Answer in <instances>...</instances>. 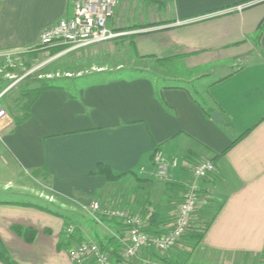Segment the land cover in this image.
Segmentation results:
<instances>
[{
    "label": "crops",
    "instance_id": "1",
    "mask_svg": "<svg viewBox=\"0 0 264 264\" xmlns=\"http://www.w3.org/2000/svg\"><path fill=\"white\" fill-rule=\"evenodd\" d=\"M74 1L0 0V56H40L29 52L37 51L44 29L72 16ZM263 20L264 0H135L129 6L119 0L110 29L165 23L133 31L135 60L143 63L132 68L134 76L46 91L29 120L0 127L4 152L42 182L30 192L19 188L37 202L0 206V238L11 259L73 264L63 239L68 224L81 239L117 249L123 225L94 221L88 207L97 200L144 218L148 210L160 215V228L169 225L178 209L146 203L155 206L170 191L184 190L193 181L191 166L212 160L217 171L201 182L203 201L194 217L207 226L185 264H264V33L257 38ZM157 149L180 160L167 183L151 177ZM99 165L134 176L108 182L96 174ZM14 226L35 229V240L27 243ZM170 251L160 259L144 250L135 264H170L176 255Z\"/></svg>",
    "mask_w": 264,
    "mask_h": 264
},
{
    "label": "built area",
    "instance_id": "2",
    "mask_svg": "<svg viewBox=\"0 0 264 264\" xmlns=\"http://www.w3.org/2000/svg\"><path fill=\"white\" fill-rule=\"evenodd\" d=\"M118 1L75 0L72 16L63 18L44 29L40 34L39 46L36 50L64 48L61 53L66 54L128 35L126 32L109 28L110 21L115 18ZM243 8L239 6L238 10L241 11ZM41 78H51V76L45 75ZM15 84L0 92V127L9 120V112L2 101ZM1 134L0 128V136ZM153 165L156 168L157 178L164 180L168 179L170 169L180 167V160L169 159L161 149H157L153 156ZM216 171L212 160H198L191 166L193 181L184 188L183 200L174 221L159 228V234L148 232V224L140 213H133L117 203L94 201L88 207L94 221L102 223L103 218H109L116 219L123 225L124 237L119 238L121 249L118 257L114 259L113 255L99 243L83 239L74 240V236L78 233L77 227L68 224L64 228L63 235L67 241H70L67 247L71 262L73 264H135L144 250L164 253L179 246L182 238L192 227L194 215L203 201L201 182L212 178ZM50 202H53L52 198Z\"/></svg>",
    "mask_w": 264,
    "mask_h": 264
},
{
    "label": "rangeland",
    "instance_id": "3",
    "mask_svg": "<svg viewBox=\"0 0 264 264\" xmlns=\"http://www.w3.org/2000/svg\"><path fill=\"white\" fill-rule=\"evenodd\" d=\"M133 1L135 0H121L122 6L132 5ZM151 1L155 2L159 0ZM129 13L130 16L134 15L133 11H129ZM124 17H127V15L125 14ZM162 24L133 25L115 29L119 32H126L128 35L113 41L66 54L61 53L60 50L57 49H48L42 51L41 54L37 53L40 54V56L34 57L35 59H29V61L21 60L22 56L27 55L21 54V52L8 55L5 54L4 56L1 55L0 71L2 72H0V92L11 84L16 83L12 90L5 95L4 100L2 101V104L9 112L8 121H12L9 128L13 126L14 119L21 113L19 103L23 102V100H21L23 89L26 87H35L38 84V81H42L40 79H44L43 81H52L57 85L71 89L72 87L77 88L90 83L108 81L118 77L134 76L136 71H133L132 68L137 65H143V63L135 60L136 47L134 38L138 35H135L133 31L149 28V26H160ZM110 27L111 23H109V28ZM31 71L34 72L30 73ZM139 74L142 73L137 72V75ZM45 75L51 76V78H41ZM147 75L151 77L154 76V74L151 73ZM151 177L159 179L157 178L155 171ZM135 180L139 183L138 177L135 176ZM163 182L167 183L165 180H163ZM21 186L27 187L25 190L30 192L28 191V188L30 189L32 186L40 188L42 187V182L33 178L30 172L22 173L0 145V203L11 201L19 203L37 202L36 199L30 197L27 192L20 191L19 188L21 189ZM136 193V199H144L143 194H139L138 191H135V194ZM170 193L171 194L167 196L166 200L163 199L164 202L158 199L155 206L149 201L146 204L153 206L152 208L154 209H156V207L159 209V207L163 206L165 211L167 210L169 213L174 212L181 205L185 190L180 188V190H173L170 191ZM38 203L44 207H50L51 210L58 212L64 217L69 216V213L63 209L53 208L50 204H46L42 201H39ZM0 206L4 205L0 204ZM211 209L212 207L209 209L210 212L212 211ZM148 212L149 211L146 210V213ZM195 223L196 222L192 224V227L182 238L179 246L170 251L176 253V255H178L177 257H179V259H177L176 255H172V261L170 264L189 263L191 257L190 253L193 250V246H197L196 240H193L191 236L195 232H203L207 226L206 221H202L199 224ZM158 254V257L163 259L162 256H167L169 253L165 252ZM164 259L168 262L170 261L167 257Z\"/></svg>",
    "mask_w": 264,
    "mask_h": 264
},
{
    "label": "trees",
    "instance_id": "4",
    "mask_svg": "<svg viewBox=\"0 0 264 264\" xmlns=\"http://www.w3.org/2000/svg\"><path fill=\"white\" fill-rule=\"evenodd\" d=\"M263 33H264V20L260 24L257 38L260 39L261 36L263 35ZM56 49L60 50V52H62L64 50V48H56ZM39 52H42V51H40V50H37L36 52L30 51L29 53H39ZM40 80H42V81H38L37 82L38 84L35 87H26L25 89H23L22 95H21V100H23V102L19 103L21 113L19 116H17L14 119V125H21L30 119L31 109L34 106L35 102L42 95V93L49 91V90L63 89L65 87V86L57 85L56 83H54L52 81H43L44 79H40ZM214 112H215L214 110L206 111V113L209 117L212 116V114ZM96 174L104 176L108 182H114L115 183V182H119L120 180H122L123 178L128 176L129 174L132 175L133 173L116 174V173H114V171L109 166L99 165L97 168ZM133 176H134V174H133ZM167 185H172V184H167ZM0 204H9V203H0ZM145 221L148 224V232L149 233H154V234L160 233L159 228L163 224V222L160 219L159 214L147 213L145 216ZM12 230L16 234L21 236L27 243H32L35 240L36 235H37V231L33 228L14 226L12 228ZM204 233H205V230L203 232H195L191 236V238L193 240H196V243L198 245L202 241V239L204 237ZM63 239L66 241V245L70 244L69 243L70 241H67V239L64 235H63ZM73 239L76 241L81 239L79 232L77 233V235L74 236ZM114 240L115 239H110L109 242L112 243V242H114ZM117 247L118 248L113 250V251H109L110 249L108 247H104V249L111 252V254L113 255V257L115 259L118 257V251H119V249H121V244L119 243V245ZM194 248H196V246H193V249ZM0 261L5 263V264H17L9 256L7 249L4 245V243L2 242L1 238H0Z\"/></svg>",
    "mask_w": 264,
    "mask_h": 264
},
{
    "label": "water",
    "instance_id": "5",
    "mask_svg": "<svg viewBox=\"0 0 264 264\" xmlns=\"http://www.w3.org/2000/svg\"><path fill=\"white\" fill-rule=\"evenodd\" d=\"M212 118L214 121H216L217 123H221V119L219 118V115L217 112H214L213 115H212Z\"/></svg>",
    "mask_w": 264,
    "mask_h": 264
}]
</instances>
